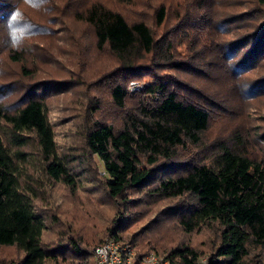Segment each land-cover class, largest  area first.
<instances>
[{
    "label": "trees",
    "instance_id": "16d2710c",
    "mask_svg": "<svg viewBox=\"0 0 264 264\" xmlns=\"http://www.w3.org/2000/svg\"><path fill=\"white\" fill-rule=\"evenodd\" d=\"M257 1V6L249 5V9L245 4L242 12L237 11L238 1L197 0L196 12L181 1L169 3L181 23L177 28L181 34L175 35L164 30L155 36L144 21L130 23L98 3L80 15L93 29L97 48H106L115 58L114 71L121 76L120 82L108 89L116 120L93 119L95 110L84 123V146L88 156L101 164L104 177L97 179L85 169L87 157L83 163L75 161V156L59 154L42 101L29 98L13 113L0 105V247H13L21 254L17 260H0V264H95L90 245L70 237L55 244L43 240L48 216L38 203L50 191L45 185L34 184L31 174L38 163L46 181L73 192L83 184L95 186L97 182L115 203L118 215L94 239V247L114 240L131 245L137 258L154 252L169 264H264V127L247 129L233 123L227 131L223 117L215 129L224 131L215 133L230 135L220 136L211 125L216 112L238 117L236 110L231 113L221 106H227L221 100L225 90L233 92L235 88L241 98L253 96L254 90L264 94V0ZM167 6L163 0L154 7L155 30L164 26ZM191 13H199V17ZM18 15V10L10 12L12 19ZM22 17L31 21L24 14ZM200 22L207 23L209 36H214L212 43L219 47V64L213 59L216 51L212 55L206 46L208 54L198 53L196 61L184 62L192 70H187L186 77L197 80L195 86L187 84L184 77L152 72L157 66L178 69L181 63L175 52L191 36L197 34V40L204 37ZM24 28L18 21L14 33L23 37ZM9 58L20 62L15 53ZM144 76L155 82L130 94L128 84ZM211 76H219L220 85L212 84ZM223 76L231 79L226 78L224 84ZM41 83L53 87L46 79ZM144 199L166 203L161 210L176 221L184 235L211 229L216 240L209 248L182 243L166 250L145 241L143 232L127 236V210ZM255 252L258 254L249 258Z\"/></svg>",
    "mask_w": 264,
    "mask_h": 264
},
{
    "label": "rangeland",
    "instance_id": "374dc122",
    "mask_svg": "<svg viewBox=\"0 0 264 264\" xmlns=\"http://www.w3.org/2000/svg\"><path fill=\"white\" fill-rule=\"evenodd\" d=\"M161 1L163 0H0V105L7 112L13 113L23 105L25 106L29 98L42 101L54 130L59 154L63 157L75 156L73 158L75 161L80 160L83 163L86 162L87 157L89 162L85 163V169L97 179L103 178L101 164L97 158L88 156L84 146L83 134L87 128L84 123L92 118L95 110L93 119L116 120L117 114L110 106L108 89L109 86L120 82L121 76L115 74V58L106 48L102 50L97 48L93 29L79 17L89 6L98 3L121 14L130 23L144 21L154 29V35L163 33L164 30H168L170 35L181 34L182 31H177V28L181 26L180 20L176 19L175 8L170 4L181 1L187 9L196 12L197 0H166L168 12L165 24L162 28L155 30L154 7ZM233 1H238L237 11L239 12L243 11L245 4H247L246 9H249V5L256 7L258 4L257 0H229V2ZM210 5L206 8L207 13ZM12 9L18 10L17 18H10ZM216 11L222 13L218 8ZM23 14L32 22L24 19ZM191 14L199 17V13ZM215 15L218 18L216 12ZM18 21L26 30L23 37L14 33L18 28ZM206 24L202 25L200 22V31L204 37L197 40V34L191 36V40L188 43L185 42L186 44L184 43L178 52H175L177 61L181 63L177 70L171 66H164L165 68L157 66L151 71H156L159 75L173 74L177 79H186L187 84L195 86L197 80L186 77V72L189 73L192 70L184 62L196 61L198 53L208 54L206 46L212 55L213 50L216 51L213 55L215 63L219 64L222 57L218 54L219 47H214L215 44L212 43L214 36L213 34L209 36ZM183 28L186 29L185 26ZM217 38L222 37L217 35ZM223 40L225 43L228 41L227 38ZM180 50L182 52H179ZM13 53L17 55L20 62L10 60L9 57L13 56ZM150 67L153 66L150 65ZM218 77L211 76L210 82L220 85ZM164 78L165 81L170 80L167 77ZM226 78L224 84L231 79V77L227 78L228 80ZM43 79L51 81L53 87L42 84ZM215 80L217 81L214 83ZM154 82L151 77L144 76L135 82L137 88L132 89L131 83L128 84L127 91L135 95L144 84ZM199 83L207 84L205 81ZM235 83L239 87L243 86L240 82ZM212 84H209V88ZM233 89L235 90L233 92L225 90L226 95L221 98L227 106L220 104L225 110L230 109L231 113L236 110L238 117L236 115L227 117L226 112L213 113L212 119L215 121L211 124L213 132L224 131L215 129V123L221 122L223 117L225 119L223 124L227 131H230L228 127L233 123L243 125L247 129L248 127L263 129L264 99L261 96L264 94L254 90L253 96L241 98L240 92ZM238 106L241 108V113ZM4 129L6 130L5 127ZM215 134L230 135V133L222 132ZM28 152L31 153V149ZM195 158H198V155H195ZM31 175L35 179L34 184L45 185L47 192L50 191V194H46L45 199L38 203L48 216L49 228L43 240L47 244L52 242L55 244L70 237L83 245H90L92 251L94 239L101 236V232L110 226L118 215L115 203L100 190V184L97 182L95 186L83 184L79 191L73 192L66 186L46 181L42 176L40 163ZM164 205L166 203H155L151 199L131 204L126 213L127 222L130 225L126 235L129 236L135 231L143 232L145 241L166 250L182 243L204 249L209 248L216 240L211 229L190 236L184 235L176 221L161 210ZM154 217L155 219L152 220ZM256 254L258 252L253 253L249 258ZM20 257L21 254L15 248L0 247V260H17Z\"/></svg>",
    "mask_w": 264,
    "mask_h": 264
},
{
    "label": "built area",
    "instance_id": "2783aa9c",
    "mask_svg": "<svg viewBox=\"0 0 264 264\" xmlns=\"http://www.w3.org/2000/svg\"><path fill=\"white\" fill-rule=\"evenodd\" d=\"M136 85L131 83L130 88L133 89ZM92 256L95 264H169L154 253L137 258L136 252L131 245L122 244L114 240L94 247Z\"/></svg>",
    "mask_w": 264,
    "mask_h": 264
}]
</instances>
